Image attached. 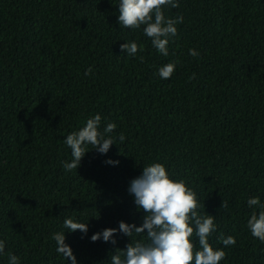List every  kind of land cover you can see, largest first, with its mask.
Here are the masks:
<instances>
[{
    "label": "trees",
    "instance_id": "obj_1",
    "mask_svg": "<svg viewBox=\"0 0 264 264\" xmlns=\"http://www.w3.org/2000/svg\"><path fill=\"white\" fill-rule=\"evenodd\" d=\"M177 2L164 8L183 17L164 56L144 26L119 24L120 0H0V264L9 254L19 264H71L52 238L61 231L77 264H111L130 237L91 236L143 223L129 186L154 162L186 180L201 215L215 216L209 242L224 248L220 264H264L247 203L264 204V0ZM133 41L143 51L122 52ZM96 114L101 132L116 125L106 134L115 141L107 153L86 145L78 169L66 171L67 135ZM66 217L87 233L67 231ZM221 235L236 244L224 247Z\"/></svg>",
    "mask_w": 264,
    "mask_h": 264
},
{
    "label": "clouds",
    "instance_id": "obj_2",
    "mask_svg": "<svg viewBox=\"0 0 264 264\" xmlns=\"http://www.w3.org/2000/svg\"><path fill=\"white\" fill-rule=\"evenodd\" d=\"M177 8V0H120L118 22L123 28L140 29L152 41L161 54L167 56L169 38L178 33L177 25L183 22L182 16L175 18L165 15V7ZM122 52L135 55L143 51V45L135 41L121 44ZM192 56L199 52L190 49ZM143 61V57H140ZM179 61H171L159 68V76L169 79L176 69ZM91 68L87 74L91 73ZM101 116L96 114L89 118L86 125L80 130L67 135L65 144L71 148L72 161L65 162L66 171L78 169L80 162L86 154L85 146L92 145V149L100 153H107L115 141L106 138L107 133H112L116 125L108 123L104 131H100ZM119 139H125L123 133ZM118 163V161H108ZM129 193L134 195V202L145 215L143 223L137 226L120 221L118 228L108 227L91 236L93 242L103 239L104 242L116 244L115 234L123 233L130 237L126 248H116L110 256L111 264H220L226 253L224 248H214L209 242V237L215 231V216L201 215L199 199L196 192L184 179H174L163 163L154 162L144 166L140 176L130 182ZM249 207L253 208L248 228L253 237L264 242V204L259 197L249 198ZM227 202L223 200L221 208H226ZM259 207V212L256 208ZM64 228L67 231L77 230L86 234L88 224L74 221L71 217L64 219ZM135 236L139 239H133ZM193 236L198 237L199 248L193 241ZM56 242V251L62 254L71 264H77L73 249L66 243L65 231L56 232L52 237ZM224 247L234 246V236H220ZM5 251V241L0 240V254ZM9 264H19V257L15 254L8 255Z\"/></svg>",
    "mask_w": 264,
    "mask_h": 264
}]
</instances>
